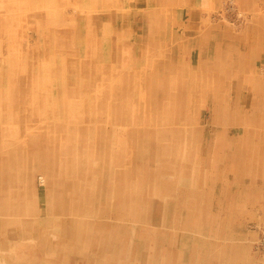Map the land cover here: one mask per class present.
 Masks as SVG:
<instances>
[{"label": "rangeland", "instance_id": "rangeland-1", "mask_svg": "<svg viewBox=\"0 0 264 264\" xmlns=\"http://www.w3.org/2000/svg\"><path fill=\"white\" fill-rule=\"evenodd\" d=\"M0 264H264V0H0Z\"/></svg>", "mask_w": 264, "mask_h": 264}, {"label": "bare ground", "instance_id": "bare-ground-1", "mask_svg": "<svg viewBox=\"0 0 264 264\" xmlns=\"http://www.w3.org/2000/svg\"><path fill=\"white\" fill-rule=\"evenodd\" d=\"M209 40V39H208ZM262 43V42H261ZM227 53V52H226ZM220 58V57H219ZM243 79V78H242ZM242 87V86H241ZM244 101V100H243ZM239 102V101H238ZM230 121V120H229ZM243 137V136H242ZM60 138V137H59ZM91 144V143H90ZM154 148V147H153ZM88 149V148H87ZM152 153V152H151ZM152 156V155H151ZM69 168V167H68ZM71 169V168H70ZM62 184V183H61ZM77 184V183H76ZM236 185V184H235ZM99 197V196H98ZM106 239V238H105ZM112 244V243H111ZM110 244V245H111ZM176 247V246H175ZM41 263V262H40ZM134 263V262H133Z\"/></svg>", "mask_w": 264, "mask_h": 264}]
</instances>
